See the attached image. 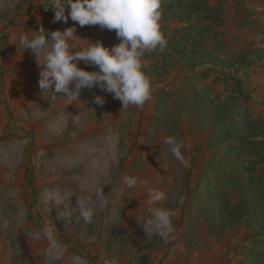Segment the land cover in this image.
Instances as JSON below:
<instances>
[{"label": "rangeland", "instance_id": "374dc122", "mask_svg": "<svg viewBox=\"0 0 264 264\" xmlns=\"http://www.w3.org/2000/svg\"><path fill=\"white\" fill-rule=\"evenodd\" d=\"M37 1L0 0V264H264V144L244 139L264 136V0H163L167 46L142 58L143 108L96 87L64 111L60 97L23 106L8 94L7 29ZM150 189L175 214L168 242L138 223ZM78 196L93 223L73 209ZM52 221L59 258L43 238Z\"/></svg>", "mask_w": 264, "mask_h": 264}, {"label": "clouds", "instance_id": "9594fccd", "mask_svg": "<svg viewBox=\"0 0 264 264\" xmlns=\"http://www.w3.org/2000/svg\"><path fill=\"white\" fill-rule=\"evenodd\" d=\"M163 0H50L45 10H54L53 23H67L69 18L73 27L63 31L45 32L43 28L31 37L25 32L19 37L16 47L31 50L35 55L39 71L38 87L45 99L52 101L64 97L68 105L80 101L82 88H96L113 95L127 109L130 105L143 108L151 99L152 85L144 71L145 52L159 49L163 51L167 40L161 31ZM67 8V14H66ZM76 24L80 27L99 25L101 29L115 30L121 41L112 47H106L102 41L80 47L79 37L74 35ZM79 48V50H78ZM83 61L86 65L96 66L98 71H87L78 67ZM74 85L73 87H70ZM47 94V96H45ZM59 94V95H58ZM93 102L98 106L105 104L102 96H95ZM166 144L178 159L181 158L178 142L169 137ZM138 179L125 176L123 184L127 189L136 187ZM96 199L101 207H106L107 195L103 186L96 188ZM166 193L158 189L149 190L148 216L137 217L147 235L155 233L168 242L175 239L173 224L174 212L160 206ZM90 203V202H89ZM72 207V206H71ZM73 208V207H72ZM79 217L87 224L94 222L95 208L88 206L79 196L77 208ZM58 215V214H57ZM58 217H67L58 215ZM57 228L52 224L43 226V238L48 241L49 255L59 258L62 246L57 237Z\"/></svg>", "mask_w": 264, "mask_h": 264}, {"label": "crops", "instance_id": "0c3cea01", "mask_svg": "<svg viewBox=\"0 0 264 264\" xmlns=\"http://www.w3.org/2000/svg\"><path fill=\"white\" fill-rule=\"evenodd\" d=\"M44 0H38L37 3L32 4L25 8L26 11L22 15H18L14 17L13 23L7 29L8 32V44L6 49V58L4 62V67L6 70L7 77L14 78V82H12L11 89L8 91V94H15L18 97H22L24 102L23 106H28L32 104V101H38L43 97L41 94V90L39 89L38 93L34 92V80L39 79V71L40 69L36 66L37 61L35 55L31 52V50L25 49L22 52V49L17 48L15 44H18L19 37L25 32L31 37L35 33L30 31H39L41 28L45 30V32L52 31H63L66 28L73 27L74 22L69 18L67 23L64 22H56L53 23V15L47 14L43 11L42 2ZM66 9V14H67ZM76 26V32L74 35L79 37L81 40L78 41L80 47L86 46L88 41L90 43H95L96 41H102L106 47H112L117 45V41L110 42V38L106 35L105 30L101 29L99 25L96 26H84L80 27L78 24ZM79 50V48H78ZM78 67L87 70V71H98L96 66L86 65L83 61L78 63ZM28 76L31 79L32 83L29 84L27 82ZM26 81L27 86H22V82ZM33 84V85H32ZM31 86L30 88L28 86ZM74 88V85L70 86ZM82 93H92L93 89L82 88ZM81 93V95H82ZM59 95V94H58ZM47 96V94H45ZM61 104L64 110H68L67 100L64 97H60ZM49 100V99H45ZM81 100V99H80ZM83 100V99H82ZM18 110L20 108H17ZM23 111H27L28 108L24 107ZM70 109V108H69Z\"/></svg>", "mask_w": 264, "mask_h": 264}, {"label": "trees", "instance_id": "16d2710c", "mask_svg": "<svg viewBox=\"0 0 264 264\" xmlns=\"http://www.w3.org/2000/svg\"><path fill=\"white\" fill-rule=\"evenodd\" d=\"M47 1L48 0H44L43 2H42V5H44L45 3H47ZM4 49V48H3ZM5 51H6V46H5ZM2 54H4V52L2 53ZM255 132V131H254ZM247 139V140H249L250 142H253V141H255L254 139H260V140H258V142L260 143V142H262L263 144H264V136H260L259 134H252V135H249V136H247V137H244V139ZM261 170H263V169H261ZM260 170V171H261ZM264 171V170H263ZM28 173H29V171H28ZM261 176H259V183L261 184L260 185V188H262L263 189V186H262V184L264 183V172L262 173V174H260Z\"/></svg>", "mask_w": 264, "mask_h": 264}, {"label": "built area", "instance_id": "2783aa9c", "mask_svg": "<svg viewBox=\"0 0 264 264\" xmlns=\"http://www.w3.org/2000/svg\"><path fill=\"white\" fill-rule=\"evenodd\" d=\"M50 4V0L47 1V3H45L44 5H42L43 11L47 14L53 15L54 16V10L52 8H48L47 10H45L44 7L49 6ZM67 9V8H66Z\"/></svg>", "mask_w": 264, "mask_h": 264}]
</instances>
